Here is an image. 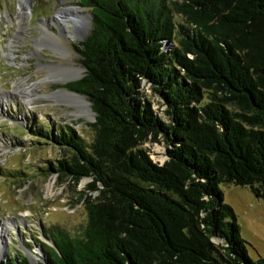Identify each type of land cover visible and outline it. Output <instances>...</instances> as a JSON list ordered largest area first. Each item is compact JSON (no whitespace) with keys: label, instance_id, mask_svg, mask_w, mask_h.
Instances as JSON below:
<instances>
[{"label":"trees","instance_id":"trees-1","mask_svg":"<svg viewBox=\"0 0 264 264\" xmlns=\"http://www.w3.org/2000/svg\"><path fill=\"white\" fill-rule=\"evenodd\" d=\"M80 4L93 14L76 46L87 69L63 86L91 101L93 140L71 125L36 132L70 151L44 172L87 178L98 194L80 192L81 229L45 230L39 264H264L249 255L220 187L264 197V0ZM154 141L167 146L162 164L144 148ZM18 255L13 264H32Z\"/></svg>","mask_w":264,"mask_h":264},{"label":"rangeland","instance_id":"rangeland-1","mask_svg":"<svg viewBox=\"0 0 264 264\" xmlns=\"http://www.w3.org/2000/svg\"><path fill=\"white\" fill-rule=\"evenodd\" d=\"M28 1L32 14L20 22V0H0V223L3 225L5 220L13 223L7 228L9 237L2 243L5 254L0 257V264H10L19 253L30 254L34 261L43 262L45 253L40 249L39 239L49 241L45 230L52 225L66 227L72 233L81 229L87 223L88 211L84 201H79L80 192L86 191V199L98 194L96 190H86L90 182L87 178L74 183L56 172L46 174L44 169L50 162L69 158L70 151L36 132L43 126L71 125L87 143L93 140L94 129L90 125L93 116H77L78 108L73 102L54 94L58 89H72L59 87L66 82L52 79L54 70L49 67L55 61L67 68L81 67L83 71L78 79L82 78L85 65L73 44L80 46L85 38L68 33L75 27L70 20L68 27L51 22L49 32L43 22L52 19L61 8L68 9L76 18L92 10L81 5V0ZM89 22L91 31L92 21ZM46 33L51 34L47 39L60 42L67 54L38 44ZM164 45L168 50L175 42L166 40ZM43 55H55L58 59L49 61ZM27 79L37 85L31 103L14 91L16 82ZM144 91L158 115L165 116L160 98L147 85ZM166 147L157 141L144 146L158 164L168 159ZM220 187L224 201L237 214L240 235L247 241L249 255L253 259L264 256V197H256L248 186L221 183Z\"/></svg>","mask_w":264,"mask_h":264},{"label":"bare ground","instance_id":"bare-ground-1","mask_svg":"<svg viewBox=\"0 0 264 264\" xmlns=\"http://www.w3.org/2000/svg\"><path fill=\"white\" fill-rule=\"evenodd\" d=\"M19 11L21 14V18H18L19 21L23 22L25 20H28L29 15L32 14V8L29 5L28 0H20ZM69 20L73 22L75 25L74 28H71V30L68 31V33L71 35L82 37L90 30V22H89L90 19L89 17H87V15H85L84 17L82 16L80 18H76V16L66 8L63 9L61 8L57 12V15H55L52 19H48V20L44 19L43 22L47 25V32H49V24L51 22H57L58 24H61L64 27H68ZM50 36H51L50 33L49 34L46 33L45 37L51 38ZM52 39L56 41L54 38ZM82 71L83 69L81 67L77 68V67L68 66V68L65 67L63 70L58 69L52 72L51 78L60 79V78H67L70 76H78L82 73ZM35 86L37 85L34 84L33 82L31 83V81L27 79L26 82L24 81L16 82V84L14 85V91H16V93H18L25 102L31 103L32 100L35 99V97L32 94L35 91ZM54 94H56L59 97H63L65 100H68V102H73L78 108L76 112L77 116H87V117L94 116V113L91 110L90 101L87 100L86 97L69 93L65 90H58ZM3 103L6 104L4 100ZM2 224L3 225H1L0 223V257H2L5 254L2 243L6 239V237H9L7 228L11 227L13 223L10 220H5V222ZM5 234H7V236H4Z\"/></svg>","mask_w":264,"mask_h":264},{"label":"flooded vegetation","instance_id":"flooded-vegetation-1","mask_svg":"<svg viewBox=\"0 0 264 264\" xmlns=\"http://www.w3.org/2000/svg\"><path fill=\"white\" fill-rule=\"evenodd\" d=\"M62 34V33H61ZM38 44H44V45H46V46H52L53 48H55V49H57V50H60L61 52H63V54H67V52H66V49H65V47H63L62 45H61V43L60 42H58L57 40L56 41H54V40H52V39H47V37H45V35L44 36H42L41 38H39V40H38ZM73 46L75 47V49H76V46H75V44H73ZM76 51H77V49H76ZM43 57V59H46V60H49V61H55L56 59H58V57L57 56H55V55H51V56H46V55H43L42 56ZM60 58V57H59ZM45 64V63H44ZM46 65V64H45ZM60 66V68H57V67H59ZM49 67L51 68V70H58V69H60V70H63L64 68H65V66H62L60 63H58V62H54V63H52V64H49ZM53 67V68H52ZM55 67V68H54ZM79 80V79H78ZM71 81H74V80H71ZM71 81H69V82H71ZM75 81H77V80H75ZM69 82H66V83H64V84H60V85H58L59 87H65V86H63V85H65V84H67V83H69Z\"/></svg>","mask_w":264,"mask_h":264},{"label":"water","instance_id":"water-1","mask_svg":"<svg viewBox=\"0 0 264 264\" xmlns=\"http://www.w3.org/2000/svg\"><path fill=\"white\" fill-rule=\"evenodd\" d=\"M85 16V15H87V17H89V19H90V21H92L93 20V14L92 13H81V16ZM87 37V34H85L84 36H82V38H86ZM83 69V68H82ZM85 69H87V67L85 66ZM81 76V74L80 75H78V76H70V77H67V78H57V79H54V80H58L59 82H69V81H71V80H77L79 77ZM53 79V78H52ZM58 90H65V91H67V92H69V93H73V94H77V95H80V96H84V94H81L80 92H77V91H73V90H68V89H58ZM84 97H86V96H84ZM62 100H65V99H63L62 97H60ZM66 101H68V100H66ZM91 110H92V112L94 113V116L96 115V112L93 110V108H92V106H91ZM93 116V119H94V121H95V117ZM40 249H42V247L40 248ZM42 251H43V249H42ZM31 255L30 254H27V257L29 258V260H30V262L32 263V264H39V262L38 261H34L31 257H30ZM43 262H46L45 261V259H43ZM10 264H13V262L10 260Z\"/></svg>","mask_w":264,"mask_h":264}]
</instances>
